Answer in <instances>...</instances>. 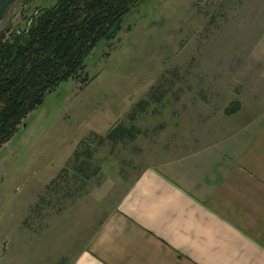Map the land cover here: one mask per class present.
<instances>
[{"label": "rangeland", "instance_id": "obj_1", "mask_svg": "<svg viewBox=\"0 0 264 264\" xmlns=\"http://www.w3.org/2000/svg\"><path fill=\"white\" fill-rule=\"evenodd\" d=\"M53 3L19 0L6 25L25 29ZM86 77L48 95L0 151V264H73L144 169L197 151L237 106L264 114V0H141ZM117 126L140 133L105 140Z\"/></svg>", "mask_w": 264, "mask_h": 264}, {"label": "crops", "instance_id": "obj_2", "mask_svg": "<svg viewBox=\"0 0 264 264\" xmlns=\"http://www.w3.org/2000/svg\"><path fill=\"white\" fill-rule=\"evenodd\" d=\"M226 117L144 169L73 264H264V114Z\"/></svg>", "mask_w": 264, "mask_h": 264}, {"label": "trees", "instance_id": "obj_3", "mask_svg": "<svg viewBox=\"0 0 264 264\" xmlns=\"http://www.w3.org/2000/svg\"><path fill=\"white\" fill-rule=\"evenodd\" d=\"M53 1L35 12L25 29L8 23L0 33V151L48 95L62 84L86 77V60L100 43L116 39L124 18L141 2ZM87 82L86 77L82 83ZM145 105L137 106L133 118ZM238 110L239 106L227 115ZM139 133L135 127L117 126L105 140L117 144L134 140ZM84 155L89 162L94 158L91 150ZM82 165L73 171L83 172L90 164Z\"/></svg>", "mask_w": 264, "mask_h": 264}, {"label": "water", "instance_id": "obj_4", "mask_svg": "<svg viewBox=\"0 0 264 264\" xmlns=\"http://www.w3.org/2000/svg\"><path fill=\"white\" fill-rule=\"evenodd\" d=\"M19 0H0V33L5 27L14 6Z\"/></svg>", "mask_w": 264, "mask_h": 264}]
</instances>
